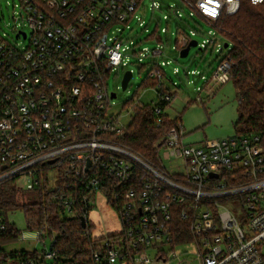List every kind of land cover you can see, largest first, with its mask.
<instances>
[{
    "label": "built area",
    "instance_id": "1",
    "mask_svg": "<svg viewBox=\"0 0 264 264\" xmlns=\"http://www.w3.org/2000/svg\"><path fill=\"white\" fill-rule=\"evenodd\" d=\"M179 1L192 10L191 16L215 28L222 17L236 15L245 0ZM19 7L25 28L17 33L18 43L0 35V184L40 189L50 185L52 174L54 193L71 216L75 204L91 209L94 196L103 195L122 230L98 241L90 264H169L170 257L181 254L168 255L161 246L190 242L199 251V264H264V130L188 145L179 122L155 143L160 161L154 164L122 143L127 127L109 113L112 75L126 71L131 55L140 63L148 58V79L164 83L158 86L153 121L165 125L164 110L176 92L166 85L165 68L171 62L162 59L164 46L140 49L133 41L127 45L121 35L136 19L145 26L137 16L141 10L149 9L153 16L165 11V21L181 20L180 5L167 0H151L149 8L145 0H19ZM161 33L168 29H156L148 39L164 43ZM178 36L177 48L183 50L191 37ZM231 69L230 59L225 60L212 81L228 83ZM174 73L180 74L179 68ZM165 160L182 166L169 171ZM61 187L74 193L80 189L83 197L67 195ZM236 202L242 222L234 211ZM178 219L187 223L190 242H176ZM8 223L0 210V264H58L55 240L46 252L13 254L10 261L4 247ZM35 232L42 241L43 232ZM152 249L158 251L156 259L148 255Z\"/></svg>",
    "mask_w": 264,
    "mask_h": 264
},
{
    "label": "rangeland",
    "instance_id": "2",
    "mask_svg": "<svg viewBox=\"0 0 264 264\" xmlns=\"http://www.w3.org/2000/svg\"><path fill=\"white\" fill-rule=\"evenodd\" d=\"M150 3L151 0H145V5L148 8ZM167 3L180 5L179 10L183 14L181 20L171 17L169 21H165L163 19L165 11H156L153 16L151 10H141L137 16L145 21V26L141 27L140 22L136 19L131 23V28L122 33L121 38L127 45H131L132 41L139 43L138 48L140 49L145 47L155 49L159 44L164 46L165 55L162 59L171 62V65L165 68L169 79L166 85L172 92H176V96L165 108L164 113L170 119L182 120L186 144L199 145L206 140L213 141L237 135L239 102L236 86L232 81L222 85L211 79L220 61L229 52V49L225 48L226 38L205 20L197 15L191 16L192 10L179 0H167ZM20 13L19 0H0V35L13 44L18 43L16 36L19 30L25 28ZM164 28L168 29L167 34L161 33L164 43L155 38L148 39L156 29L161 31ZM26 29L28 30V27ZM117 31L118 29L114 30V35L117 34ZM182 32L187 37H191L192 41H197L200 44L198 47L192 48L186 58H181L182 50L176 45L178 35ZM213 33L215 34L213 35ZM214 40L217 41L216 45H213L214 43L207 44L208 51L201 47L203 42L210 43ZM20 42L22 40H19ZM26 43L23 44L26 45ZM220 49H223V53H220ZM148 62L149 59L146 58L140 63L138 58L131 55V64L126 71H133V76L126 90L122 88V80L126 71H120L117 75L113 74L109 81L110 92L117 93V98L113 100L109 113L120 118L121 123L127 128L131 126L136 110L145 107L154 108L160 102L158 86L149 82L148 79L150 71V67H147ZM142 65L146 67H142ZM175 68H179L180 74L174 73ZM175 164L182 166L181 162L176 163L174 160L163 162L169 171H175ZM51 179L50 185L46 188L43 187L45 188L42 191L44 194L56 189L55 176L52 174ZM11 186L17 188L15 182H12ZM23 195L27 203L39 198L37 191H25ZM93 199L89 211L90 228L87 230L91 233L92 239H105L120 232L122 227L119 216L107 203L105 197L97 195ZM235 206L234 211L242 222L243 215L240 204L236 202ZM7 214L9 224L18 231V239L4 246L10 256V261L13 254H30L34 250L46 252L51 249L52 237L38 241L36 232L28 227L23 209H12ZM67 215L71 216L69 213ZM161 250H164L168 255L175 251L177 254H181L178 258L170 257L169 264H180L181 261H183L182 264H199L197 260L199 251L191 242L175 248L165 244L161 246ZM148 255L151 259H156L158 251L149 250ZM44 264L56 263L54 260H49Z\"/></svg>",
    "mask_w": 264,
    "mask_h": 264
},
{
    "label": "trees",
    "instance_id": "3",
    "mask_svg": "<svg viewBox=\"0 0 264 264\" xmlns=\"http://www.w3.org/2000/svg\"><path fill=\"white\" fill-rule=\"evenodd\" d=\"M215 28L226 38V44H229V52L219 65L227 59L232 63L230 81L236 86L239 102L237 135L260 133L264 130V4L252 5L245 0L236 15L222 17ZM216 42L213 45H216ZM220 53H223V49ZM149 82L157 86L164 84L160 79H149ZM153 117L151 107L136 110L133 122L121 141L129 150L146 161L159 164L155 143L167 133L169 128L183 122L180 119H170L166 115L165 125L157 127ZM11 184L12 182L0 184V210L6 216L9 210L23 209L30 230L42 231L43 238L52 237L56 241L61 255L58 264L92 263V254L94 249L99 247L100 239H92L91 233L87 231L90 228L89 207L82 203L75 204L77 211L75 216H68L64 203L58 199L54 191L49 194L42 192L48 183L45 184V188L34 190L13 188ZM60 190L67 195L75 194L83 197L80 189L77 193L64 187ZM25 191H37L38 200L27 203L23 195ZM175 228L177 243L192 240L187 223L178 219ZM17 237L18 231L8 223L5 243H12Z\"/></svg>",
    "mask_w": 264,
    "mask_h": 264
},
{
    "label": "water",
    "instance_id": "4",
    "mask_svg": "<svg viewBox=\"0 0 264 264\" xmlns=\"http://www.w3.org/2000/svg\"><path fill=\"white\" fill-rule=\"evenodd\" d=\"M194 47H198V42L197 41H191L189 43V45L181 51V53H180L181 58H186L189 55L191 49L194 48ZM228 47H229V44H225V48H228ZM132 76L133 75H132L131 72H126V74L124 75L123 80H122V88H123V90H126L128 88L129 82L132 79ZM112 98L116 99L117 98V94L113 93L112 94ZM83 224L85 225L84 219H83Z\"/></svg>",
    "mask_w": 264,
    "mask_h": 264
}]
</instances>
